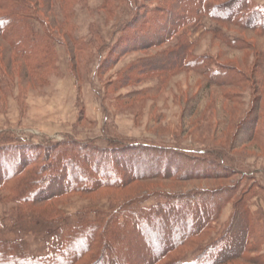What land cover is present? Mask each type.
I'll return each instance as SVG.
<instances>
[{"label": "trees", "instance_id": "trees-1", "mask_svg": "<svg viewBox=\"0 0 264 264\" xmlns=\"http://www.w3.org/2000/svg\"><path fill=\"white\" fill-rule=\"evenodd\" d=\"M72 1L76 3L82 0H60L68 23L66 29L65 22L57 25L56 21L48 20L43 15L52 12L55 0H0V44L6 46L8 52L13 53L23 64L29 79L38 82V79H44L46 69L52 67L50 72L54 71L56 42L66 48L73 76L77 74L71 63L79 53L96 45L95 40L75 36L76 30L71 22ZM164 1L172 3L175 0ZM236 1L239 3V0H192L187 10L182 15L179 13L178 17L174 11L177 5L151 8L142 3L134 4V0H102L100 10L107 17L115 13L117 2L119 5L126 3L124 5L133 15L119 25L112 43L100 46L99 69L115 63L128 51H143L167 43L180 28L196 23L195 17L200 14L209 15L214 20L232 22L242 11L241 19L245 22L243 30L264 32V8L252 5L249 0L239 8V4H235L237 10L227 11V19L222 17L220 9L229 8ZM146 15L150 17L146 18ZM34 22H37V26ZM178 38L174 47L156 54L161 56L169 53L166 57L169 65L163 67L165 64L161 65L162 61L144 57L126 71L127 76L137 73L138 78L149 74L164 78L165 75L185 71L207 79L208 86L220 89L225 86L242 88L240 85L244 81L247 85L251 84L252 88L257 84V77L254 79L242 71L237 74L240 78H226L207 62L210 60L217 64L213 57L192 53V43L184 32L178 34ZM173 53H176L175 62L170 61ZM255 62L259 67L258 57ZM222 68L226 73L236 70L233 67ZM10 73L8 68L0 65V86L3 82H6V86L10 84ZM44 83L41 82V85ZM225 98L235 101L229 92ZM254 113V108H250L240 123L252 124L253 120L252 126L255 127L257 123L256 116L253 118ZM252 132L251 129L249 133ZM222 151L193 150L175 142L161 143L153 139L137 141L123 135L113 136L107 141L106 147L71 136L55 142H38L22 133L1 131L0 189H8L13 193L14 201L19 204L18 217L13 226L19 231L34 233L46 232L58 225L61 230L58 246L42 256L26 252L23 244L17 240L0 239V264H123L126 263L123 262V256L127 260L132 257L135 264H158L163 259H168L164 264H187L168 256L184 248L190 240L201 236L218 218L224 203L235 197L240 184L199 187L180 192L158 190L150 193L163 194L167 201L151 209L141 206L142 200H146L149 193L141 194L120 205H113L107 211L94 208V219L87 212L81 214L75 222L66 221L60 209H56L51 202L65 195H91L100 190H121L136 182L228 179L229 171L236 173L239 169L222 158ZM254 175L247 173L246 176ZM238 205L237 201L228 232L221 234L213 247L199 254V260L205 261L203 264H225L234 254H223V251L228 247L232 250L239 243H242L240 250L234 253L242 255L247 251L250 233L256 232L257 221H252L246 205L245 211ZM244 215H247L246 221L240 228L244 233L235 231L238 218Z\"/></svg>", "mask_w": 264, "mask_h": 264}, {"label": "rangeland", "instance_id": "rangeland-1", "mask_svg": "<svg viewBox=\"0 0 264 264\" xmlns=\"http://www.w3.org/2000/svg\"><path fill=\"white\" fill-rule=\"evenodd\" d=\"M191 1L175 0L166 3L164 0H134L133 3H142L151 8L167 4L169 7L177 5L174 11L179 17V13L182 15ZM246 2L247 0H239V3L231 2L230 5L233 4L229 8L237 3L239 8ZM249 2L264 8V0H249ZM101 3L102 0L71 3L73 5L71 22L74 23L75 36L96 42L93 48L90 46L87 51L79 53L71 63L76 76L70 71V56L60 42L55 43L56 68L52 72H50L52 67L50 70L46 69L43 73L44 79H38V82L29 79L23 64L14 57L13 53L8 52L6 46L0 44V65L11 72L10 84L6 86L4 84L6 82H3L0 86V132L22 133L38 142H55L71 136L78 140H90L101 147H106L107 141L113 136L123 135L137 141L153 139L161 143L175 142L193 150L223 149L222 158H225L229 165L233 163L232 165L239 169L236 173L229 171L228 179L136 182L129 188L121 190H100L91 195H65L51 202V205L60 209L66 221L75 222L81 214L87 212L94 219L95 215L92 213L94 208L107 211L111 206L120 205L141 194L149 193L146 195V200H142L141 206L151 209L167 201L163 194L150 193L158 190L180 192L199 187L240 184L236 189L235 197L224 203L218 218L204 230L203 234L190 240L184 248L174 251L168 258H177L187 264L205 262L204 259L199 260V254L213 247L216 239L231 228L229 222L232 220L238 201L240 209L245 211L246 205L252 221H257V230L250 233V242L244 254L234 253L239 252L242 243L234 246L232 250L228 247L223 251V254L232 253L235 257L225 264H264V172H262L264 169V32L243 30L242 26L245 22L241 19L242 11L232 22L218 21L209 15L200 14L195 17L196 23L180 28L171 38L172 41L143 51H128L115 63L99 69L100 46L112 43L119 25L133 15V12L124 5L126 3L122 2L123 5H119L117 2L115 13L107 17L106 13L100 10ZM233 7L231 10L226 7L221 8L222 17L227 19L229 17L227 11L237 10L236 6ZM43 15L48 20L56 21L57 25L59 22H65L67 29L68 23L63 15L60 0H55L51 13H43ZM34 25L37 26V22H34ZM39 29L41 31L40 27ZM183 32L192 43L193 54L210 55L221 66L220 68L214 62L207 60L212 69L222 72L226 78L236 76L240 78L237 75L238 71L246 72L254 79L257 77L255 80L257 84L252 88L251 84L247 85L244 81V84L240 85L242 88L225 86L220 89L208 86L207 79L185 71L171 72V75H165L164 78L157 77V83L152 79L156 77L150 74L141 75L139 78L137 73L127 76L126 71L144 57L162 61L161 65L165 64L163 67L169 65V59H166L169 53L161 56L156 54L174 47L179 41L178 34ZM175 55L176 53H173V59L170 57V61H176ZM257 57L259 67L255 62ZM222 67H233L236 70L226 73ZM148 80H152V84L155 83L157 89L151 91L140 87V83H146ZM41 82H45L44 85H41ZM228 92L235 101L225 98ZM86 106H94L90 119H87L88 123L87 120L85 122L74 120L79 116L87 118ZM250 108H254L256 113L253 114V118L256 116L255 127L252 126L253 120L252 124L240 123ZM66 128L71 133H66L64 131ZM251 129L254 131L253 134L249 133ZM247 173H253L255 177L246 176ZM14 198L13 193L8 189H0V239L17 240L23 244L26 252L34 255L42 256L55 250L54 248L59 244L58 235L61 226L40 233L15 229L13 224L18 217L19 204ZM246 217L247 215L238 218L235 231L240 230L242 223L245 224ZM239 232L244 233L243 229ZM136 248L140 249L138 246ZM132 260V257L127 260L126 256H123V262L126 263H122L135 264ZM167 260L163 259L158 264H164Z\"/></svg>", "mask_w": 264, "mask_h": 264}, {"label": "crops", "instance_id": "crops-1", "mask_svg": "<svg viewBox=\"0 0 264 264\" xmlns=\"http://www.w3.org/2000/svg\"><path fill=\"white\" fill-rule=\"evenodd\" d=\"M170 41H172V39L170 40ZM130 61V60H129ZM128 61V62H129ZM99 62V61H98ZM153 80H155V83H157L158 82V80H157V77H156V79L155 78H152ZM152 84V80H148L146 83H140V84H138V83H136V84H138V85H140V87L143 89V88H146V89H149V90H151V91H153L154 89H157V85L156 84ZM125 87V86H124ZM77 87L74 89V96H75V100L77 99ZM97 108H100V106H96ZM102 107V106H101ZM93 109H94V106H86V115H87V118L85 117V118H81L80 116L79 117H76V118H74V120H76V121H81V122H85L87 119H90L89 117H90V115L93 113ZM83 119V120H82ZM106 119V118H105ZM79 123V122H78ZM86 123H88V120L86 121ZM64 126H69V125H64ZM71 127V126H70ZM68 128V127H67ZM65 129L64 131L66 132V133H71V131L69 130V129ZM70 131V132H69ZM262 172H264V169H262Z\"/></svg>", "mask_w": 264, "mask_h": 264}]
</instances>
